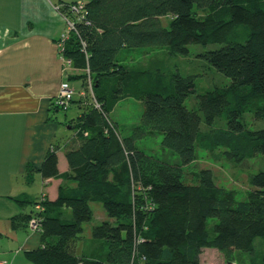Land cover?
Listing matches in <instances>:
<instances>
[{
  "label": "trees",
  "instance_id": "obj_1",
  "mask_svg": "<svg viewBox=\"0 0 264 264\" xmlns=\"http://www.w3.org/2000/svg\"><path fill=\"white\" fill-rule=\"evenodd\" d=\"M86 5L89 24L77 29L87 53L76 33L64 50L72 67L86 71L73 79L88 81L79 91L85 111L72 126L78 145L65 153L68 172L60 173L56 151L41 168L44 179L62 178L76 187H61L56 200L45 199L42 243L25 252L27 259L201 264L202 251L215 248L233 264L235 252H252L257 238L264 241V171L251 176L253 189L244 200L219 186L211 169L197 172L196 184L186 182L184 172L197 161L198 149L224 148L236 163L264 157V127L250 129L245 121L247 114L264 121V0H88ZM196 9L204 15L197 16ZM164 17L170 18L167 27ZM215 44L221 46L200 56L231 83L198 95L196 110L186 105L196 92L193 76L173 72L167 78L160 68L125 63V50L157 48L168 56H188L190 45ZM129 98L142 101L144 111L124 135L111 114ZM75 102L73 97L70 105ZM70 105L57 108L67 111ZM151 133L179 160L144 152L139 141ZM38 202H31L32 212ZM92 202L101 203L109 217L92 229V239L104 244V259L97 258L102 245L94 258L76 253L83 225L93 217ZM64 209L71 210L69 217ZM31 216L23 218L27 225ZM259 255L258 264H264V250Z\"/></svg>",
  "mask_w": 264,
  "mask_h": 264
},
{
  "label": "crops",
  "instance_id": "obj_2",
  "mask_svg": "<svg viewBox=\"0 0 264 264\" xmlns=\"http://www.w3.org/2000/svg\"><path fill=\"white\" fill-rule=\"evenodd\" d=\"M77 1L88 0H0V260L8 264H26L20 254L42 243L41 234L23 220L32 213L31 202L42 195L54 201L61 187H76L62 178L44 179L41 168L48 153L56 151L60 173L68 172L65 153L78 145L76 131L58 117L56 97L61 84L79 82L73 78L83 70L66 68L60 41L67 22L55 8ZM145 51L125 50V63L139 64L138 55ZM22 200L27 204L20 205ZM64 214L69 217L71 210ZM86 240L76 242L78 255L94 258L101 245L105 250L103 242Z\"/></svg>",
  "mask_w": 264,
  "mask_h": 264
},
{
  "label": "rangeland",
  "instance_id": "obj_3",
  "mask_svg": "<svg viewBox=\"0 0 264 264\" xmlns=\"http://www.w3.org/2000/svg\"><path fill=\"white\" fill-rule=\"evenodd\" d=\"M196 11L197 16L202 17L204 15L203 10L196 9ZM169 22V17L162 18L163 26L167 27ZM220 46L219 44L206 46L190 45V53L188 56H168L167 53L155 48V52L152 54H149V52L143 55L144 52H141L142 54L138 55L140 57L137 62L140 65L142 64L141 69L157 71L160 68V71L164 73L167 78L169 74L173 72H178L183 76H193L196 83V92L186 100V105L190 110H196L198 109V95L216 87H229L231 83L229 78L218 72L215 67L207 63L200 56V54ZM85 73L86 71H82V74ZM87 82L86 78H81L79 82L73 83L71 86L76 91H80L83 89V85H87ZM74 99L76 102L72 103L67 111L60 110L58 113V117L62 119V123L66 127L77 124L79 116L85 111V106L82 104L80 106L78 103L81 97L77 94L74 96ZM91 101L92 99L88 95L87 104H90ZM143 111L144 104L142 101L129 98L121 101L113 110L111 116L118 122L122 129V133L126 135L132 129V126L140 123ZM245 121L248 122L247 126L250 129H260L264 127V121H253L251 114L245 116ZM123 127H126L125 130H123ZM72 131L73 130H69L70 134ZM76 137L78 138V134ZM161 138V136L154 133L148 134L143 140L139 141V147L147 154L161 159L170 161L179 160L177 155L161 147ZM198 153L197 161L185 168L184 180L188 183L196 184V173L202 169H211L216 183L226 189L234 190L238 200L246 199L247 194L253 189L251 176L259 171H264V157L262 155L247 159L241 163H236L226 153V149L224 148H219L213 152H206L198 149ZM90 207L93 212V217L91 221L84 223L83 232L77 240V245H83L87 241L86 239L92 238L93 227L109 219L101 203L92 202ZM254 248L255 250L252 252H235L233 264H258L260 258L259 253L264 250V241L262 238H257L255 240ZM79 254H81V252H79ZM105 256L106 252L103 251L98 254L97 258L104 259ZM20 258H23L26 264H32L27 259L25 253L22 252ZM199 259L201 264H227L225 256L215 248H205L200 254Z\"/></svg>",
  "mask_w": 264,
  "mask_h": 264
},
{
  "label": "built area",
  "instance_id": "obj_4",
  "mask_svg": "<svg viewBox=\"0 0 264 264\" xmlns=\"http://www.w3.org/2000/svg\"><path fill=\"white\" fill-rule=\"evenodd\" d=\"M56 10L61 12L64 17L66 18L67 22V31L62 36L60 41V46H65L67 41L70 39L73 33L79 35L77 25L78 24H89L87 19L88 10L86 2L77 1L72 3H59L55 6ZM80 44L82 47V51L86 52L87 44L85 40H83L80 35ZM66 68L72 67V61L64 57ZM90 91L92 88L91 83H89ZM75 94V90L70 86V84L65 81L61 84L60 91L56 97V103L59 108L67 109L70 105L73 97ZM92 94V93H91ZM82 96L84 94L81 93ZM45 196L42 195L39 199V202L35 205L34 211L32 212V216L28 221V227L33 233H40L41 232V223L43 220L42 212L44 211L43 202L45 201ZM0 264H8L4 260H0Z\"/></svg>",
  "mask_w": 264,
  "mask_h": 264
}]
</instances>
